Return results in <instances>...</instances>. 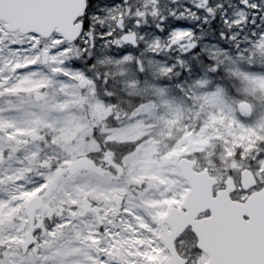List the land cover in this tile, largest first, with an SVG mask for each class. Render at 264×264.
Instances as JSON below:
<instances>
[{"label":"rangeland","instance_id":"rangeland-1","mask_svg":"<svg viewBox=\"0 0 264 264\" xmlns=\"http://www.w3.org/2000/svg\"><path fill=\"white\" fill-rule=\"evenodd\" d=\"M124 1L93 0L87 10L89 30L96 23L94 13L102 5L126 7ZM127 2L135 10L127 16L121 15L118 20H107L111 34L106 39L122 41L125 30H136L137 45L142 40L151 45L147 37L153 35V25L135 24L139 20L137 9L151 7L149 0ZM221 2L226 5L223 12L230 17L243 8L240 0ZM216 3L217 0H211L212 6ZM192 5L191 0H160L155 7H163L162 13L166 14L169 9L182 11L185 7L191 9ZM218 15L223 19L222 13ZM180 19L195 28L183 31L179 39L184 43L178 48L154 51L155 47L142 46L133 50L135 46L122 41L111 44V54L105 57L107 74L128 98L136 101L142 117L139 123L116 137L121 141L144 138L137 152L139 158H130L129 177L123 187L110 186L111 178L93 164L87 170L68 172V165L75 157L91 150L85 137L91 132L92 122L104 115L100 103L93 106L91 114L86 112L87 97L95 92L85 75L87 63L77 58L78 41L70 44L59 34L42 39L35 34H13L2 29L0 134L5 135V139L0 138V260L7 258L10 264H15L13 257L26 255L33 259V264L36 261L40 264H159L169 255L162 241L161 220L171 206H181L189 189L177 164L181 156L188 157L195 150L204 162V169L212 173L218 170V143L225 142L232 148L228 155L239 152L246 159L255 157L251 160L253 166H259L258 162L264 160V135L261 134L264 133V79L245 72L241 66L243 58L227 61L229 93L218 89L206 95L203 115L197 118L199 122H187L169 86L179 83L185 89H193L206 87L209 80L208 68L200 60L196 68L202 75L195 69L184 75L189 71V64L182 62L183 53L201 41L207 50L219 53L221 49L235 48L236 41L229 42L225 48L213 40L215 29L211 18L207 25L191 17ZM159 23L160 17L155 25ZM216 24L226 27L220 20ZM159 40L168 42L166 37ZM237 40L240 49L244 48L243 33ZM126 47L128 50L123 51ZM44 51L48 53L47 63L43 62ZM153 52L155 55H151ZM169 61H176L172 64L175 68L164 76L160 68L168 66ZM197 76L202 83H196ZM82 78L87 81L85 89L79 84ZM244 101L250 104L247 112L240 110ZM237 103L238 113L234 107ZM58 126H62V154L71 158L60 168L61 178H56V171L46 173L47 181L35 186L39 170L47 167L40 159V151L45 150L44 154L51 151L48 141ZM7 138H13L15 146L6 144ZM50 183L53 186L45 205L37 213L43 224L31 225L24 205L31 196L46 192ZM115 193L124 196V204L119 209L112 200ZM245 193L236 191L234 196L242 199ZM84 195L95 205L85 216L82 215ZM27 231L33 232L37 241L24 252L22 242ZM177 245L195 264L205 261L206 256L196 250L191 231H187Z\"/></svg>","mask_w":264,"mask_h":264},{"label":"clouds","instance_id":"clouds-1","mask_svg":"<svg viewBox=\"0 0 264 264\" xmlns=\"http://www.w3.org/2000/svg\"><path fill=\"white\" fill-rule=\"evenodd\" d=\"M155 2H158V0H155ZM191 2L202 5L207 0H191ZM125 3L127 4V0H125ZM240 3L245 7L237 10L235 19L229 25L230 28L236 27L239 29L231 37L232 40L236 41L235 48L221 49L219 53L213 52V62L207 64L208 85L193 89H185L179 83L174 87L169 86L171 94L182 109L183 114L187 116L189 124L194 121L199 122L197 118L203 115L202 109L205 107L204 97L206 95L218 89H223L226 93H229L226 82L228 79L229 65L227 61L229 58H243L242 69L250 76L264 79V60L259 59L256 55L258 49L264 46V0H240ZM131 7V5L127 7L102 5L94 13L96 17L95 25L92 26L91 30L88 28L85 31L83 28L82 35L78 37V43L76 44L79 53L77 58H83V61L87 63L88 71L85 72V75L93 84L95 92L94 95L87 97L86 112L91 114L96 103L102 104L104 108V115L101 119L92 122L91 132L85 137L86 143L91 146V150L86 155L88 159L92 160L96 168L101 169L111 178L110 186L116 187L125 186L124 182L127 181L131 168L130 158H139L137 152L144 142L143 137L139 140L125 141L116 138L124 129L139 123L142 117L137 111L139 105L136 101L128 98L120 85L113 82L111 76L107 74L108 66L105 63V57L111 54L109 46L120 43V39L111 41L106 39L111 34L106 21L109 19L118 20L121 15L127 16ZM170 10L177 14V18H195L197 15L187 7L183 11H178L177 8ZM157 11L162 12L164 9H157ZM136 14L143 15L144 12L137 9ZM241 33L244 34L245 43V47L242 49H240V41L237 40ZM191 38L190 36L189 39ZM176 42V40H173L171 43ZM171 43L159 40L153 50L171 48ZM236 49H239V51ZM35 54L34 52L33 55ZM196 55L199 56L200 53ZM174 68L175 65L164 66L160 68V71L164 76H168ZM176 75H179V73ZM196 83L199 84V80ZM234 107H236L238 113V103ZM181 123H184V121H181ZM146 126L151 127V125ZM61 127L58 126L53 130L52 138L48 141L51 151L44 158L47 167L39 170L35 186L45 183L47 181L46 173L57 171L63 166L66 159L71 158L62 154ZM261 134L264 135V133ZM148 138L151 139V136L149 135ZM231 150L229 143H218V170L212 172L217 180V186L227 189L229 181H232L235 185L233 191H264V160L258 162L259 166H253L251 160L255 157L246 159L239 152L235 155H228ZM188 158L197 161L200 169H204V162L195 150L188 154ZM234 164L237 166L234 167ZM245 179L254 181L249 189L243 188ZM185 259L187 264L189 261L191 264H195L188 257H185ZM41 264H44V262H41Z\"/></svg>","mask_w":264,"mask_h":264},{"label":"water","instance_id":"water-1","mask_svg":"<svg viewBox=\"0 0 264 264\" xmlns=\"http://www.w3.org/2000/svg\"><path fill=\"white\" fill-rule=\"evenodd\" d=\"M86 9V0H0V18L4 21H6V27L9 30H17L20 29L22 32L28 33L35 31L37 33L42 34L45 37H49L53 30L58 27V30L62 32V34L69 39L70 41L76 40L79 35L82 32L83 29V23H75L76 20L82 16ZM126 35H132L135 39V33H127ZM134 41V40H133ZM47 59V56H46ZM80 84L82 87L86 86V81L82 79L80 81ZM247 104H243L242 108L244 110L248 109ZM90 163V160L87 157H80L76 159L70 166V169L73 170L80 166H86ZM193 162L182 158L179 162L180 167L182 169V173L187 176L192 182L195 181L197 176H201L206 174L205 172L201 173H195L191 170V165ZM60 175V172H59ZM207 197L211 199L210 190L211 186L208 185V187L203 188ZM192 193L189 194L187 197L184 206L188 208L187 215L185 217H179V219L174 222V231L173 233L169 234L167 237V243L170 246L169 248H173V258H171L166 264H172L176 263L178 260H181L180 257H178L174 245H173V239L176 237L178 233H180L189 223L194 222L193 217L194 214L197 213L194 202L198 199H200V195H193ZM262 195L264 196V191L262 192ZM226 200L230 202V208L227 209V214L231 215L232 210L238 211L239 214L243 215V207L246 204H252L254 203L255 206V200L256 195H252L249 200L246 202V204H240V203H232L229 199V195L227 194ZM117 205L119 206L122 202V198L120 196L114 197ZM218 199H213V204L211 207L214 208L215 214H217V211L220 209H226L227 205L225 206L221 202H216ZM85 203V212L87 211V207L91 204L88 199L84 198ZM43 205V196L42 195H36L30 198L26 205V211L28 216L31 220H34L35 218V212L38 208H40ZM245 214H248L250 216V219L245 221L242 217L239 219V222L244 225L245 227H251V233L252 235L251 242L253 244L254 242V227H256L257 224H255L258 221L257 217V209L253 208L252 211L245 212ZM41 222H39L40 224ZM244 236L245 232H244ZM35 241V237L31 233L26 234V239L23 242V249L27 250V248ZM246 238L244 237L243 240V246H246ZM246 243V245H245ZM202 246L204 249L211 252L213 251V247L206 245L205 243H202ZM182 260L181 262H183ZM182 264V263H181ZM212 264V263H210Z\"/></svg>","mask_w":264,"mask_h":264},{"label":"snow or ice","instance_id":"snow-or-ice-1","mask_svg":"<svg viewBox=\"0 0 264 264\" xmlns=\"http://www.w3.org/2000/svg\"><path fill=\"white\" fill-rule=\"evenodd\" d=\"M150 5L152 6L151 14L155 16L160 17V23L157 25H153L154 33L153 35L147 37L148 40L151 41V45L145 44L142 40L139 45H135L133 50H138L139 47H155L156 44L159 41V37H166L168 42L171 43L173 40H176V43H171L172 48H178L179 45H182L184 43L183 40L179 39V36L183 33L184 30L195 28V25H189L187 24L183 19L177 18V14L173 13L170 9L167 11V13H161L157 11V8L155 7L156 2L155 0H149ZM91 5L89 4V8ZM224 5L221 0H217V3L215 6H212L211 0H207L204 4H193L191 11H194L197 15L194 19H196L197 23H201L203 25L208 24V19L211 18L212 20V28L215 29L214 35L212 36V39L215 40L217 43H219L222 47L227 48L229 45V42L234 43L235 41L231 39L234 32L238 31V28L236 27H229V25L232 23V20L235 19V14L233 16H229L227 13L223 12ZM242 7H245V5L242 4ZM183 11V10H182ZM219 13L223 14V19H221V16L218 15ZM139 16H144L139 15ZM85 23H84V30L86 31L89 27V21L87 19V13H85ZM220 20L221 24H224L226 27L221 28L216 24V21ZM127 31V30H125ZM13 37L10 35L9 39H12ZM238 39V37H237ZM124 41L132 42L134 40V37L132 35H126L123 36ZM122 41L120 40V43ZM119 43V44H120ZM129 46H132L131 44ZM128 48H124L123 51H127ZM239 50V49H237ZM200 53L199 56L196 54ZM151 55H155V53H151ZM256 55L260 56L261 58H264V46H261ZM212 57L213 52L210 50H207V46L204 45L203 41L200 43H197L196 45L189 48L188 51H185L182 56V62L187 61L189 64V71L187 73H184V75H189L193 72V69L196 70V72H199L200 75H202V72L200 69L196 68V64L198 60H205L208 64L212 63ZM173 63H176V61H169L168 66H171ZM197 80H199V76L196 77ZM199 83H202L201 80H199ZM214 210L212 212L205 213V215H212ZM244 225H239L238 230L235 234L229 237L228 240L225 241L223 246V258L220 260L219 264H251L250 261H247L245 259L241 258V253L243 251V240H244ZM190 230V229H189ZM197 252L202 251V249L197 248ZM15 261V264H33V259L28 256H22V257H13L12 258ZM0 264H10L9 260L7 258H4L3 260H0ZM35 264H40L39 261H36ZM188 264H191L189 261Z\"/></svg>","mask_w":264,"mask_h":264}]
</instances>
